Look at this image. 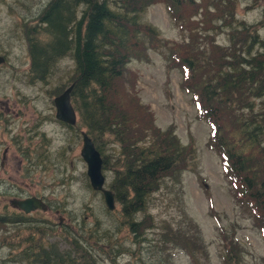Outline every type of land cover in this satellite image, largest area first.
Here are the masks:
<instances>
[{"label":"trees","instance_id":"trees-1","mask_svg":"<svg viewBox=\"0 0 264 264\" xmlns=\"http://www.w3.org/2000/svg\"><path fill=\"white\" fill-rule=\"evenodd\" d=\"M158 2L164 3L171 19L186 32L187 39L182 44L162 40L155 25L142 21L147 7ZM185 3L191 6L196 0H54L40 19L41 35L33 29L29 49L33 67L29 77L43 84L50 83L55 78L54 66L58 61L71 59L75 73L48 93L54 98L73 84L71 103L78 115L76 126L85 128L102 156L105 178L108 180L107 174H111L106 183L114 194V202L120 204L119 213L108 208L106 212L121 216L122 225L133 243L140 244L139 238L145 232L157 229L160 240L168 242V247L187 250L197 264L194 252L206 255V251L198 244L203 237L193 219L181 214L179 224L174 227L170 221L159 220L148 211L150 199L162 189L169 190L171 202H180L181 174L191 166L195 148L192 144L183 145L172 125L163 129L157 125L152 111L137 93L128 64L140 60L149 48L155 49L160 43L169 47V57L187 71L184 88L192 93L198 116L210 127L207 147L220 157L235 203L248 213V218L264 237V99L260 100V90H264V79L260 81L264 76V56L252 57L251 37L246 32L241 37V30L234 25L236 0H231V11H227V4L224 11L217 7L221 12L220 18L217 17L220 24H212L214 18L210 16L207 20L211 27L203 26L197 35L190 34V23L185 20L190 11ZM245 25L244 21L239 27L245 28ZM223 28L230 31L227 32L229 45L218 44L217 34L209 32ZM245 58L248 64H243ZM37 61L43 63L40 68ZM257 104L260 110L256 113ZM49 117L50 114L44 116ZM74 137L81 139L78 133H74ZM75 143L76 139L58 152L65 156L72 153ZM54 156L51 149L43 147L33 165L39 164L40 170L46 171L49 166L44 163H51ZM84 176L91 188L88 177ZM62 182L63 178L59 184ZM51 205L63 211L59 201L50 202ZM92 217L91 223L83 219L73 227L65 222L60 226L53 221L44 223L32 228L30 237L26 233L30 230L26 229L23 233L28 236V243L29 239L39 240L42 248H36L32 242L30 245L23 243L22 238H18L19 242L12 248L23 246L25 249L28 245L27 261L37 258L42 260L39 264L55 261L54 264L63 261L66 264H97L95 256L101 254V250L92 249L89 242L96 243L97 231L111 239L116 230L113 226L104 228L100 219ZM12 221H15L14 215L0 216L3 244H10L8 239L13 234L7 228ZM94 221H97L95 225ZM57 227L60 229L58 235L78 237L70 238V249L61 250L55 256L45 237L47 230ZM17 236L14 233V237ZM234 239L222 237L225 253L221 257L233 258L239 264L240 256L233 255L234 251L240 254ZM44 248L49 252H44ZM47 254L52 257L48 258Z\"/></svg>","mask_w":264,"mask_h":264},{"label":"rangeland","instance_id":"rangeland-1","mask_svg":"<svg viewBox=\"0 0 264 264\" xmlns=\"http://www.w3.org/2000/svg\"><path fill=\"white\" fill-rule=\"evenodd\" d=\"M14 1H0V52L5 53L8 57L7 66L4 68L6 73L0 74V113L2 114H0V157L2 154L5 156L3 160L0 158V166L4 163V166L0 167V184H4V182L7 184L17 182L19 184L21 183L20 179L38 182L43 188L46 199L49 202L59 201L60 207H63V211L59 215H52L53 218L43 215L45 219L53 220L56 224L59 223V217L71 227L78 225L83 219L91 223L93 221L92 215H94L100 219L99 223L103 224L104 228L113 226L116 233L112 234L111 239H109L110 237H103L101 232L97 231V227L94 226L97 231L95 234L96 243L90 241L89 246L93 247L92 249L97 247L101 250V254L96 253V256L94 255L97 264H194V260L188 256L187 250L174 246L168 247V242L164 243L160 240L157 229L145 232L139 238L140 244L132 242L133 238L129 235L127 228L122 225L121 216L117 214L120 204L116 203L117 213H107L102 193L93 191L87 185L88 181L84 176L86 165L80 156L82 145L80 138H76L72 153L65 156L58 152L60 146H65L62 136L63 134L66 135L68 131L55 121L53 97L49 95L48 91L74 74L75 65L70 58H63L54 66L57 71L55 78L53 77L54 79L50 83L43 84L38 81L31 85L25 84L26 75L22 72L28 64V43L26 46V39L23 29L18 26V19L29 12V7L34 8L30 12L39 14L38 17L41 19L44 10L54 0H23L26 2V7L24 8L20 4L21 11L9 8L11 7L10 4L14 7ZM251 1L236 0L234 20L237 22L234 25L237 28H240L239 25L242 21L252 24L257 19V5L253 6V9L248 8ZM226 4L228 5L227 11H231V0H196V3L191 4V6L185 3V8L190 11L189 17H185L186 22L190 23L191 26L190 34H199L203 26L210 28V23L207 20L210 16L214 18L211 21L212 24H220L217 21L220 18L218 15L221 13L219 9L223 10ZM259 4L264 6V0L259 1ZM40 8L43 9L42 13H40ZM141 19L155 25L162 40L182 44L183 40L187 39L186 32H182L179 24L171 19L163 2L148 6ZM206 20V24H203ZM222 20L230 23L228 20ZM29 28H32L31 25ZM228 31V29L223 28L209 32L217 34L216 42L218 44L229 45ZM27 36H30L28 31ZM155 47V49L149 48L147 54L145 53L140 60H133L128 64V70L132 72L130 78L136 83L137 93L143 104L152 111V118L157 125L161 129L172 125L182 144H192L196 154L190 163L191 166L181 174V189H178L180 202H171L172 195H168L169 190L162 189V187V190L155 193L154 198L150 199L148 211L159 220L170 221L174 227L179 224L181 214L185 218L193 219L203 237L202 240L198 241V244L206 251V255L201 252H194L193 257L197 264H238L234 262L233 258L227 260L226 257H221L225 253L221 245L223 236L229 240L233 237L236 238L234 240L239 245L240 254L234 251L233 255L240 256L239 264H264V237L256 229L253 221L248 218V213L240 204L235 203L229 186L230 179L224 171L221 159L207 147L210 127L198 116V108L193 103V95L184 88L187 71L183 70L180 64L175 65L169 57L171 51L169 47L161 43ZM42 65V61H37L38 68ZM12 67H15L16 70ZM20 73H22V79L18 77ZM263 79L264 76L261 77L260 81ZM260 93V100H263L264 90H260ZM257 110H260L259 104L255 106L256 113ZM12 113L13 115H11ZM40 113L44 116L50 114L53 119L49 117L48 122L42 123V126L37 130L30 129L33 126L30 118L35 122ZM9 115L12 119L17 120L28 117V120L24 119V124L21 123L20 126H16V129L20 130L22 126L26 125V129L22 132L19 131L18 136L4 132V129L9 126L7 121L10 118ZM257 118L261 119V117ZM76 129L86 131L79 124ZM37 131H42L43 134L47 135L42 137L41 145L48 151L51 149L55 156L51 159V163L48 161L44 163L45 166H49L48 170L41 171L39 164H37L36 169L28 168L27 172L24 173V169H20L21 161L16 157L15 147L18 144L23 146L27 139H31ZM38 140L40 141V139ZM39 146L40 144L37 154L42 153L39 151ZM27 162H33L32 158H29ZM25 174H28L29 178H26ZM110 176L111 174L108 173V180L106 179V181L110 180ZM62 178L63 182L59 184V180ZM28 183L30 182L28 181ZM105 188L109 189L107 183ZM96 222L94 221V225ZM33 224L35 223L33 222ZM9 226L14 228L12 225ZM59 232L56 228L47 230L45 237L46 242H49L51 246L48 247L49 250L53 249L55 256L61 250L70 249L68 244L70 238L78 237V235L73 234L70 236L67 234L58 235ZM14 233L18 236L14 237L13 235V240L8 239L9 242L14 244L18 238H22L23 243L30 245L32 242L38 248L37 240L29 239L28 243V236H32L31 231L26 232L28 236L19 229L12 234ZM1 234L2 232H0ZM28 245L25 246V249L23 246L22 248H12L9 243L2 244L0 238V264L41 263L42 260H39V263L27 261L26 256L28 254L25 250L30 248ZM45 250L47 249L44 248V252ZM32 254L33 257L36 256L35 253ZM46 256L49 258L52 257V254ZM205 256L208 257V260ZM229 257H232V253ZM57 259V262L61 263L59 258ZM49 261L52 262V259ZM62 264L66 263L63 261Z\"/></svg>","mask_w":264,"mask_h":264},{"label":"flooded vegetation","instance_id":"flooded-vegetation-1","mask_svg":"<svg viewBox=\"0 0 264 264\" xmlns=\"http://www.w3.org/2000/svg\"><path fill=\"white\" fill-rule=\"evenodd\" d=\"M2 1V0H0ZM259 1L261 0H252L251 4L248 6L249 9H253V6H256L258 8V12H257V19L253 21L252 24H248L246 23L245 28L240 27L239 31L242 35L246 33L249 34V36L251 37V41L253 43V53L251 54L252 57L255 58H259L261 56H264V6L259 4ZM14 7L10 4L11 7L9 8H15L16 10H20V4H22V6L25 8L26 7V2L23 0H15L14 1ZM28 8V6H27ZM38 8V7H37ZM34 8L29 7V12L25 13L26 15L23 17H21L20 19H18L19 24L18 26H21V28L23 29V33H24V37L26 39V46L28 43V48H27V58H28V64H27V68L24 70L22 73H25L26 75V80H25V84H33L36 83L40 80H35L31 77H29L30 73L32 72V60H31V56H30V41L33 39L32 33H33V29H35L37 32V35H41L39 33L40 31V19L38 17L37 14L32 13L30 11H32ZM42 8H40V13H42ZM237 22V21H236ZM244 22V21H242ZM241 22V25H242ZM31 25V29L29 28V26ZM239 25V26H241ZM27 31L30 33V36H27ZM16 33V32H14ZM36 35V36H37ZM15 37V36H13ZM244 40V39H243ZM246 59V58H245ZM243 61V64H248V59H246ZM7 61H8V57L5 53H1L0 52V74L1 73H6L5 72V67L7 66ZM12 69H15V67H12ZM22 73H20V77L22 79ZM17 74V73H16ZM15 74V76H17ZM41 83H43L42 81H40ZM7 102V101H6ZM54 104V103H53ZM1 114V113H0ZM2 115V114H1ZM13 115V113L11 114ZM7 119L9 126L7 127V129L5 128L4 132L6 133H11L12 135H16L18 136L19 131H23L25 130V126H22L21 129H16V126H20L21 123H25V120H28V117H24L22 118L23 120H17V119H12L11 118ZM52 117V116H51ZM31 122L33 124L32 128L30 129H34L37 130L38 128H40L42 126V123L48 122V119L44 118V115L40 113V116L36 117V120L34 122V120L32 118ZM53 119V117H52ZM54 119L55 121L58 122V124H60L64 129H66L68 132H66V135L63 134L62 139L65 142V147L68 145V143L70 142H75L76 137H74V133H78L79 136H81V132L82 130H78L76 129V125H69L66 124L62 121H58L55 118V107H54ZM12 123H14V126H12ZM16 129V130H15ZM78 130V131H77ZM34 132V131H33ZM38 132V134H37ZM33 134L32 138H28L27 141L24 143L23 146H20V144H18L15 148V152H16V157L19 159V161H21L20 164V169H24V173L27 172V169H31L34 170L37 168L36 165H33V162H27V160L29 158H32V161H34L36 159V161L38 160V158L40 157V154H37V150H38V145L39 146V151L43 152V147H42V137H45L47 135H45V133L43 134V132H39L37 131ZM7 135V134H6ZM40 137V138H39ZM40 139V141L38 140ZM82 139V137H81ZM64 146H60V148H62ZM64 147V148H65ZM4 154L1 155L0 158H2V160L4 159ZM1 166H4V163L1 164ZM0 166V167H1ZM39 169H40V165H39ZM38 169V170H39ZM37 170V171H38ZM26 178H29L28 174H25ZM28 179H20L19 181L21 183L17 184V182H13L11 184H7L4 182V184H0V216H4L5 213H8L9 215H14L15 216V221H12L9 225L14 226V228H12L11 226L8 225L9 229L8 231H10L11 233H13L15 230L19 229L23 232L27 230H33L35 229L34 227L38 226L40 227L41 225H43L44 223L48 224L51 223V221L48 218L45 219V217L43 215H47V217L53 218L52 215H59V210L58 209H54V207L51 205L50 206V202L48 199H46L44 193H43V188L40 184L35 183L31 180H28L30 183H28L27 181ZM28 199H36V201H38V203H41L40 205H36V208L31 210L29 213H25L24 210L21 209V207L19 206V203L28 200ZM37 203V204H38ZM60 217L58 218L59 223L58 226H60ZM33 222L35 224H33ZM11 227V228H10ZM33 228V229H32ZM58 228V227H57ZM58 230L60 231V229L58 228ZM14 235V234H13ZM13 235L10 236V240H13ZM39 239L41 240V237H39ZM19 242V241H17ZM16 242V243H17ZM38 243V248H41L42 243L37 240ZM3 244V243H2ZM11 245H13V243L10 242ZM31 261H35V262H39L37 258H32Z\"/></svg>","mask_w":264,"mask_h":264},{"label":"water","instance_id":"water-1","mask_svg":"<svg viewBox=\"0 0 264 264\" xmlns=\"http://www.w3.org/2000/svg\"><path fill=\"white\" fill-rule=\"evenodd\" d=\"M73 84L65 89L61 94L56 96L53 100L55 106V118L69 125H75L77 118L74 108L71 104V92ZM82 146L80 149V156L86 165V175L89 179L90 185L93 190H98L103 193L104 203L109 210H114L116 205L114 202V194L110 189L105 188L106 179L102 172L103 159L101 158L95 144L91 141L90 137L81 132ZM36 199H28L21 203L19 206L25 213H29L36 208V205L41 203Z\"/></svg>","mask_w":264,"mask_h":264},{"label":"bare ground","instance_id":"bare-ground-1","mask_svg":"<svg viewBox=\"0 0 264 264\" xmlns=\"http://www.w3.org/2000/svg\"><path fill=\"white\" fill-rule=\"evenodd\" d=\"M74 111H75V109H74ZM75 113H76V111H75ZM76 116H77V113H76ZM101 158H102V156H101ZM104 175V174H103ZM105 177V176H104ZM106 179V178H105ZM39 258V257H38Z\"/></svg>","mask_w":264,"mask_h":264}]
</instances>
